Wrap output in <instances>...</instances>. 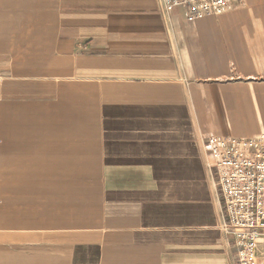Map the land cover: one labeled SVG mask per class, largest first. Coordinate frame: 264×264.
Returning a JSON list of instances; mask_svg holds the SVG:
<instances>
[{"label": "crops", "instance_id": "1", "mask_svg": "<svg viewBox=\"0 0 264 264\" xmlns=\"http://www.w3.org/2000/svg\"><path fill=\"white\" fill-rule=\"evenodd\" d=\"M0 0V264H239L214 136L264 134V0Z\"/></svg>", "mask_w": 264, "mask_h": 264}, {"label": "built area", "instance_id": "2", "mask_svg": "<svg viewBox=\"0 0 264 264\" xmlns=\"http://www.w3.org/2000/svg\"><path fill=\"white\" fill-rule=\"evenodd\" d=\"M239 0H161L169 14L186 8L189 20L223 14ZM218 173L226 222L223 229L238 248L239 264H264V135L214 136L207 145Z\"/></svg>", "mask_w": 264, "mask_h": 264}, {"label": "rangeland", "instance_id": "3", "mask_svg": "<svg viewBox=\"0 0 264 264\" xmlns=\"http://www.w3.org/2000/svg\"><path fill=\"white\" fill-rule=\"evenodd\" d=\"M243 2V0H239V1H236L234 4H232L231 5V7H233V5H235V4H241ZM162 4V3H161ZM163 8V7H162ZM164 11V10H163ZM165 12V11H164ZM166 13V12H165ZM171 13V12H170ZM262 135H264L263 133L262 134H260L259 136H255V137H253V138H257V137H260V136H262ZM211 165V164H210ZM212 166V165H211Z\"/></svg>", "mask_w": 264, "mask_h": 264}]
</instances>
